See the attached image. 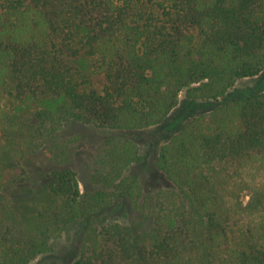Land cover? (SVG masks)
<instances>
[{
  "label": "trees",
  "instance_id": "obj_1",
  "mask_svg": "<svg viewBox=\"0 0 264 264\" xmlns=\"http://www.w3.org/2000/svg\"><path fill=\"white\" fill-rule=\"evenodd\" d=\"M262 71L264 0H0V264H30L80 220L71 264H264V90L195 111L169 136L154 166L173 188L145 193L128 173L141 149L119 137L91 175L95 189L64 168L49 173L46 207L2 204L5 187L28 180L24 159L65 120L143 130L167 121L183 91L194 109ZM48 97L64 101L60 115L40 106ZM122 200L141 232L97 223Z\"/></svg>",
  "mask_w": 264,
  "mask_h": 264
},
{
  "label": "rangeland",
  "instance_id": "obj_2",
  "mask_svg": "<svg viewBox=\"0 0 264 264\" xmlns=\"http://www.w3.org/2000/svg\"><path fill=\"white\" fill-rule=\"evenodd\" d=\"M76 64L82 69V73L89 75L93 61L83 59ZM263 90L264 71L256 76L238 79L227 90L226 95L217 101L197 100L198 106L194 109L188 108L192 101L183 91L178 108L167 121L138 131L118 132V130L100 128L79 120H65L51 142L45 143L24 159V166L29 174L28 180L14 187H5L2 192V204L8 205L16 214H31L46 207L55 199V196L49 192V173L64 168H70L76 172L82 191L95 189L96 186L91 182V175L106 168L107 142L110 138L119 137L132 138L141 149L142 161L133 164L128 173H137L140 176L145 193L156 192L163 187L173 188L174 185L154 166L159 149L169 136L186 119L193 116L195 111L200 113L208 106L217 105L224 100ZM63 102L62 99L48 97L41 101L40 106L58 116L63 111ZM229 168L233 169L234 166L230 165ZM249 197V190L241 191L240 198L243 206L248 203ZM105 222L130 225L135 233L144 229L138 225L132 205L127 200L114 203L97 216V223ZM85 226L86 221L80 220L54 235L51 239L53 250L38 256L30 264H71L80 253Z\"/></svg>",
  "mask_w": 264,
  "mask_h": 264
}]
</instances>
